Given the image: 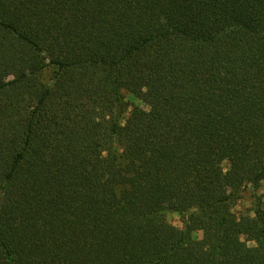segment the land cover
<instances>
[{"label": "trees", "instance_id": "obj_1", "mask_svg": "<svg viewBox=\"0 0 264 264\" xmlns=\"http://www.w3.org/2000/svg\"><path fill=\"white\" fill-rule=\"evenodd\" d=\"M263 182L264 0H0V264H264Z\"/></svg>", "mask_w": 264, "mask_h": 264}, {"label": "rangeland", "instance_id": "obj_2", "mask_svg": "<svg viewBox=\"0 0 264 264\" xmlns=\"http://www.w3.org/2000/svg\"><path fill=\"white\" fill-rule=\"evenodd\" d=\"M50 76H51L50 70H47L40 74V78L44 82H47ZM135 103L140 104V106L144 107L140 102L134 101V104ZM221 165L223 168H226L227 162H221ZM256 197H261L262 200H264V182L257 188H253L252 186L247 185L242 187L240 190H238L235 193V197L231 203V207L236 214L245 213L252 208ZM166 217L167 220L174 226L178 228L182 226V223L180 222L178 215L173 213H168ZM197 235L200 236L201 233H198Z\"/></svg>", "mask_w": 264, "mask_h": 264}]
</instances>
